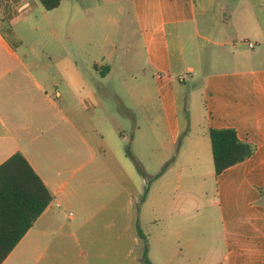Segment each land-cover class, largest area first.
<instances>
[{
	"label": "crops",
	"instance_id": "obj_1",
	"mask_svg": "<svg viewBox=\"0 0 264 264\" xmlns=\"http://www.w3.org/2000/svg\"><path fill=\"white\" fill-rule=\"evenodd\" d=\"M36 1L0 0V166L21 153L53 200L3 264H144L146 246L152 264L177 256L194 264L196 254L201 264H264V0L110 1L127 20L117 77L155 140L165 125L171 141L161 169L147 174V195L119 127L140 128L139 120L113 103L116 36H103L97 56L83 55L92 15L108 20L115 8L79 5L71 24L48 25L54 55L50 43L27 45L21 33L19 18L33 30L25 11ZM145 62L158 104L127 80L146 75ZM184 74L194 85L189 105ZM211 129H234L254 154L216 174ZM202 220L217 229L209 249L197 231Z\"/></svg>",
	"mask_w": 264,
	"mask_h": 264
},
{
	"label": "rangeland",
	"instance_id": "obj_2",
	"mask_svg": "<svg viewBox=\"0 0 264 264\" xmlns=\"http://www.w3.org/2000/svg\"><path fill=\"white\" fill-rule=\"evenodd\" d=\"M109 1V5H107ZM111 0H61V7L53 10V11H46L43 6L36 1V7L33 10H26L25 13L29 15L31 19V23L33 24V30L30 27V24L23 23L22 19L19 18V23L24 25V29H21V33L23 35V38H25L27 45H33L37 42L44 41L46 43H50V50L54 55H59V49L57 47V37L55 35H52L50 33V28L48 25H54L55 29L59 31V24L63 21H66V24L69 25L74 21L75 18V8L76 6H83L86 9H102L106 5L109 7H114L115 12L114 17L111 18L109 16L108 20L102 16L101 13L96 15V12L92 15L93 22L91 20V14L86 16V22L88 21V24H93L94 29L93 33L91 34L92 43L90 45L85 46L83 48V55L84 57H87L88 54L97 56L99 52L101 51L102 47V38L106 34H113L116 37L114 38L117 40L118 44V50H117V58L113 66V72H114V84L116 89L118 90V95L114 97V107L119 109L122 108L123 105H127L132 112L137 116V119L139 120V127L140 128H134L133 126H128L127 121H122V124H120V130L123 133V149L130 158V162L132 166L135 168V170L138 172V174L145 178L138 169V165L142 168V170L145 172V174L150 175L152 173H155V171H158L161 169V166L158 165V157L162 153L165 155L166 153V146L171 142L170 136L167 133V129L165 125L162 127L161 137L155 140L154 133L152 127L149 125V123L146 122L143 118L142 113V106H140L137 96L130 93L127 90L126 84H124L122 79H119L117 77V74L123 73L125 69H122V64L120 62V56L122 55V34H123V24L127 22L125 17L123 15L118 14L116 9L118 8V4H112L110 3ZM116 1V0H112ZM24 13V15H25ZM85 22V21H84ZM230 34H234L233 31L228 32V36ZM141 66H146L147 73L146 75L142 76H136V78H127L129 81V84L132 88H138L146 86L147 89L151 90L152 92V98L153 102L155 104H158L159 102V95L157 92V83L155 78L153 77L154 74L150 70V65L145 62L141 64ZM181 83L179 85L183 88L184 93V101L187 102V104H191L192 99V90H193V79L190 74H184L181 75ZM134 129H135V137H134ZM141 132H140V130ZM181 145V141L178 144L172 145V152L171 156L167 160V164L172 163V161L175 159V155L177 154L179 147ZM166 164V165H167ZM147 175V176H148ZM150 180H153V178L149 177ZM195 219L197 220V216L195 215ZM197 231L200 234L201 237H206L205 243L206 247L208 249L210 248L211 243H214L213 241L217 239L212 238L213 233L217 232V229L215 226L212 228H208L206 224H204L203 220L199 221V224L197 225ZM204 243V244H205ZM217 243V242H216ZM211 250V249H210ZM207 251L206 253H208ZM202 256V254H196L189 256L191 259L193 258L194 264H201L199 261V257ZM210 255H205V257ZM214 257H216V260H218V252L217 247L215 254H213ZM187 257V256H185ZM168 264H183L182 256L175 257L171 262Z\"/></svg>",
	"mask_w": 264,
	"mask_h": 264
},
{
	"label": "trees",
	"instance_id": "obj_3",
	"mask_svg": "<svg viewBox=\"0 0 264 264\" xmlns=\"http://www.w3.org/2000/svg\"><path fill=\"white\" fill-rule=\"evenodd\" d=\"M38 1L46 11H53L61 4V0ZM209 134L216 174L246 161L255 152V146L241 141L234 129H211ZM138 169L146 178L147 195L152 180L139 165ZM52 200V194L21 153L13 155L0 166V264H3ZM143 262L152 264L147 246Z\"/></svg>",
	"mask_w": 264,
	"mask_h": 264
}]
</instances>
